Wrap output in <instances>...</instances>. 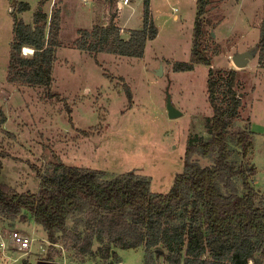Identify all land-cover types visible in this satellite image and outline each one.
Segmentation results:
<instances>
[{
    "label": "rangeland",
    "instance_id": "374dc122",
    "mask_svg": "<svg viewBox=\"0 0 264 264\" xmlns=\"http://www.w3.org/2000/svg\"><path fill=\"white\" fill-rule=\"evenodd\" d=\"M42 1L0 0V107L7 115L0 130V154H7L2 159V182L19 193H38L39 173L61 161L102 170L107 179L134 171L151 179L152 193H168L177 174L184 171L188 140L208 138L206 120L213 114L207 93L210 68L196 65L188 72L174 70L177 62L188 63L191 58L197 0H151L159 34L147 44L142 58L92 55L75 44L81 30L108 24L114 12L121 13V26L125 27L121 35L128 39L131 29L144 28V0H130L123 11L117 9V0ZM19 2L28 3L30 10L16 13ZM209 7L207 36L212 38L207 39L208 54L218 74L231 68L240 71L237 90L243 106L232 132L250 126L254 148L248 161L257 168L252 184L261 193L259 205L264 207V66L259 54L243 70L232 61L236 53L258 46L264 0H213ZM38 10L48 15V21L56 10L61 11L50 89L7 80L14 18L33 24ZM161 67L162 76L157 74ZM168 89L171 101L182 113L179 118L168 117ZM236 159L243 161L240 156ZM194 160L203 167L212 164L199 154ZM237 187L243 193L241 186ZM14 230L33 239L29 254L11 246L9 234ZM0 237L8 244L6 251L0 249V264H23L26 260L36 264L50 247L45 229L34 220L0 219ZM57 249L63 255L56 259L57 264L99 263L61 246ZM162 250L158 264H169V253ZM116 251L108 264H144L143 246ZM257 260L264 264L260 254ZM250 264H257L256 260Z\"/></svg>",
    "mask_w": 264,
    "mask_h": 264
},
{
    "label": "trees",
    "instance_id": "16d2710c",
    "mask_svg": "<svg viewBox=\"0 0 264 264\" xmlns=\"http://www.w3.org/2000/svg\"><path fill=\"white\" fill-rule=\"evenodd\" d=\"M212 2L197 0L190 61L174 65L175 72L192 71L196 65L210 68L207 93L213 114L206 120L208 138L188 140L184 171L177 174L168 193H152L151 179L134 171L107 179L102 170L61 161L39 173L38 193H19L1 180L2 159L7 154H0V219L34 220L42 226L51 243L43 260L56 263L63 256L57 246L80 258H93L97 264H108L118 248L142 246L146 250L144 264H158L157 250L162 249L169 253V264H250L253 260L258 264V254L264 259V207L259 205L261 193L252 184L257 168L248 161L254 148L252 132L250 126L232 132L243 106L237 90L240 71L231 68L218 74L208 54L207 39L212 37L207 36L206 15ZM150 3L144 0V28L131 29L128 39L122 37L116 24L119 15L114 12L108 24L81 30L75 47L92 55L142 58L147 44L159 34ZM29 10L28 3L19 2L16 13ZM60 23L59 10L50 21L40 10L33 24L14 18L9 83L53 86ZM260 24L259 61L264 66V17ZM24 48L34 53L24 54ZM127 91L131 102V91ZM6 122L7 115L0 107V130ZM195 154L212 164L203 167L194 160ZM23 264L32 263L26 260Z\"/></svg>",
    "mask_w": 264,
    "mask_h": 264
},
{
    "label": "water",
    "instance_id": "95a60500",
    "mask_svg": "<svg viewBox=\"0 0 264 264\" xmlns=\"http://www.w3.org/2000/svg\"><path fill=\"white\" fill-rule=\"evenodd\" d=\"M41 9V7H40ZM213 37H215V34H212ZM259 54V47L256 46L255 48L245 51L243 53H236L232 57V61L236 65V67L240 70H243L246 68L249 63L251 62L250 60H253L254 58L257 57ZM157 74L162 76V67L158 69ZM166 101H167V113L169 119H174V118H179L182 116V113L174 106L173 101H171V94L169 93V89L166 91ZM158 254H162L160 250H157ZM36 264H56L55 262H50L47 260H39Z\"/></svg>",
    "mask_w": 264,
    "mask_h": 264
},
{
    "label": "built area",
    "instance_id": "2783aa9c",
    "mask_svg": "<svg viewBox=\"0 0 264 264\" xmlns=\"http://www.w3.org/2000/svg\"><path fill=\"white\" fill-rule=\"evenodd\" d=\"M130 0H117V9L120 11L123 10L124 6L129 5ZM33 54L34 50L29 49V48H24V54ZM10 242L11 246L13 245L16 247L19 252L24 253V254H29V251L31 250V246L33 243V239L29 235H24L21 232L14 230L10 234ZM51 246V243H49ZM8 248V244L4 241L3 238L0 237V249L2 251H6ZM45 249L43 250V252Z\"/></svg>",
    "mask_w": 264,
    "mask_h": 264
},
{
    "label": "crops",
    "instance_id": "0c3cea01",
    "mask_svg": "<svg viewBox=\"0 0 264 264\" xmlns=\"http://www.w3.org/2000/svg\"><path fill=\"white\" fill-rule=\"evenodd\" d=\"M123 11V10H122ZM116 21H118V26L119 27H121L122 28V30H124L125 29V27H123V26H121V13H120V15H119V17L117 18V20ZM120 23V24H119ZM128 30H130V29H128ZM248 67V66H247ZM17 264H19V263H17ZM57 264V263H56ZM120 264V263H119Z\"/></svg>",
    "mask_w": 264,
    "mask_h": 264
}]
</instances>
